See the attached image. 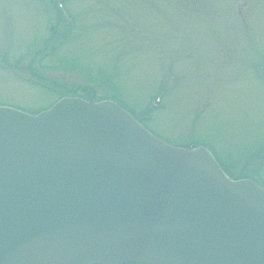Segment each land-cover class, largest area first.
<instances>
[{
	"label": "water",
	"instance_id": "water-1",
	"mask_svg": "<svg viewBox=\"0 0 264 264\" xmlns=\"http://www.w3.org/2000/svg\"><path fill=\"white\" fill-rule=\"evenodd\" d=\"M264 264V189L111 100L0 106V264Z\"/></svg>",
	"mask_w": 264,
	"mask_h": 264
},
{
	"label": "rangeland",
	"instance_id": "rangeland-1",
	"mask_svg": "<svg viewBox=\"0 0 264 264\" xmlns=\"http://www.w3.org/2000/svg\"><path fill=\"white\" fill-rule=\"evenodd\" d=\"M59 92L151 102L155 136L264 187V0H0V106Z\"/></svg>",
	"mask_w": 264,
	"mask_h": 264
},
{
	"label": "trees",
	"instance_id": "trees-1",
	"mask_svg": "<svg viewBox=\"0 0 264 264\" xmlns=\"http://www.w3.org/2000/svg\"><path fill=\"white\" fill-rule=\"evenodd\" d=\"M92 95H93L92 92H90V93L88 92L84 97H85V98H88V97H90V96H92ZM61 96H64V94H61V92H59V97H61ZM100 99H101V98H95L94 100L98 101V100H100ZM47 107H48V106H47ZM47 107H45V108H47ZM45 108H36L35 110H33V111L30 110V111L33 112V113H35V112H38V111H40V110H42V109H45ZM149 109H150V108H146V109H145V112H146V111H150ZM139 119L144 120L143 116L139 117ZM229 173H230V175H231L232 177H234V178H241V177L246 176L244 171H241V172H239V173H233V172L229 171Z\"/></svg>",
	"mask_w": 264,
	"mask_h": 264
},
{
	"label": "flooded vegetation",
	"instance_id": "flooded-vegetation-1",
	"mask_svg": "<svg viewBox=\"0 0 264 264\" xmlns=\"http://www.w3.org/2000/svg\"><path fill=\"white\" fill-rule=\"evenodd\" d=\"M90 264H97V263H90ZM121 264H147L145 262H131V261H128V262H124V263H121Z\"/></svg>",
	"mask_w": 264,
	"mask_h": 264
}]
</instances>
